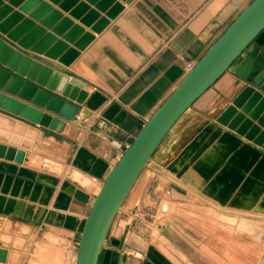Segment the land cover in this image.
<instances>
[{"label":"crops","instance_id":"obj_1","mask_svg":"<svg viewBox=\"0 0 264 264\" xmlns=\"http://www.w3.org/2000/svg\"><path fill=\"white\" fill-rule=\"evenodd\" d=\"M2 1L13 10L4 20L21 15L34 22L30 31L44 28L42 21L57 11L63 17L46 28L47 34L67 42L53 32L67 18L95 35L69 67L13 43L87 82L82 90L89 95L62 132L0 108V143L28 150L17 142L32 145L38 135L53 150L52 158L87 176L93 186L90 178L105 182L122 147L133 142L189 74L188 64L195 66L254 0H116L124 9L100 34L82 18L96 11L108 19L107 12L97 9L102 0H40L31 8L33 14L44 4L50 9L38 19L20 10L28 1ZM81 5L88 8L78 19L72 12ZM240 63L181 116L147 165L154 161L165 168L166 180L149 185L140 206L161 214L157 227L135 218L116 228V219L99 264H264V148L217 120L246 86L236 73ZM26 162L27 152L23 163L0 157V220L27 230H67L74 234L76 250L88 217L84 212L91 210L99 188L87 190L81 180L39 171ZM150 183L143 181L144 186ZM0 247L8 250V264L11 251L3 242Z\"/></svg>","mask_w":264,"mask_h":264},{"label":"water","instance_id":"obj_2","mask_svg":"<svg viewBox=\"0 0 264 264\" xmlns=\"http://www.w3.org/2000/svg\"><path fill=\"white\" fill-rule=\"evenodd\" d=\"M9 1L17 4L21 0ZM87 1L97 4L99 0ZM123 1L131 3L133 0ZM22 3L25 4L20 10L31 14V8L40 0H23ZM2 5L0 0V7ZM87 8L81 5L72 15L81 19ZM49 9L50 6L44 4L38 12L31 14V18L38 19ZM97 9L107 12L108 19L92 11L82 18V22L100 34L110 24L109 19L116 18L123 11L124 5L116 0H102ZM12 11L10 6L0 10V108L62 132L66 121H73L79 113V105L86 101L89 94L82 89L88 84L69 76L61 66H55L45 58L69 67L80 51L92 43L95 35L66 18L53 30L56 35L64 36L67 42L59 41L56 36L47 34L46 28L53 27L55 21L63 17L61 13L54 11L50 18L42 21L44 28L35 27L30 31L34 22L23 20L21 15L13 14L4 20ZM263 32L264 0H254L156 110L133 142L122 147L123 154L105 180L87 217L76 264H99L117 214L153 155L181 116L239 61L236 73L245 80L246 86L217 120L264 148V41H259ZM13 43L45 58L25 54ZM68 43H75L77 49ZM44 109L60 118H54ZM0 157L23 163L26 152L0 143ZM7 257L8 250L0 247V264H4Z\"/></svg>","mask_w":264,"mask_h":264},{"label":"rangeland","instance_id":"obj_3","mask_svg":"<svg viewBox=\"0 0 264 264\" xmlns=\"http://www.w3.org/2000/svg\"><path fill=\"white\" fill-rule=\"evenodd\" d=\"M17 145L27 147L28 150L25 149L24 151L27 152V162L25 164L28 167L50 172L61 178L76 179V181L81 180L83 188L87 190L92 188L97 191L98 185L94 184L92 186L87 176L74 171V169L70 172L71 168L69 169L65 164L52 158L53 150L48 143L40 140L38 135L32 145H28L22 140H19ZM158 179L166 180L165 168L157 166L153 161L143 171L121 211L117 214L116 219H118V223H115L116 228L117 224L119 226L121 223L124 226L135 221L136 213L134 211L140 210L143 196L146 195L147 190L151 187L149 185ZM144 180L151 181V183L144 186ZM201 201L205 202L204 200ZM89 210L90 207H87L84 212L85 216L89 215ZM143 225L146 226V224ZM147 225L152 228L157 227V223L154 225L147 223ZM23 228L8 220H0V242L7 245L11 251L8 264H76L80 242L75 250L74 234L72 232L47 226L27 230L28 226L23 225Z\"/></svg>","mask_w":264,"mask_h":264},{"label":"built area","instance_id":"obj_4","mask_svg":"<svg viewBox=\"0 0 264 264\" xmlns=\"http://www.w3.org/2000/svg\"><path fill=\"white\" fill-rule=\"evenodd\" d=\"M194 68V66L192 64H188V69L191 71ZM136 214V219L139 220L141 223L146 224L149 223L151 225H154L155 223H157L158 225V221L161 220L162 216L158 215L157 213H150V212H144L141 210H137L134 211ZM156 225V226H157Z\"/></svg>","mask_w":264,"mask_h":264},{"label":"bare ground","instance_id":"obj_5","mask_svg":"<svg viewBox=\"0 0 264 264\" xmlns=\"http://www.w3.org/2000/svg\"><path fill=\"white\" fill-rule=\"evenodd\" d=\"M18 148V147H17ZM20 149H22V150H25L24 148H20ZM91 179V181L93 182V183H95V184H97V182H96V180L93 178V177H91L90 178ZM98 185V188H99V190L100 189H102L101 187L103 186V184H97ZM101 191V190H100ZM99 194V193H98ZM123 207V206H122ZM77 260V259H76Z\"/></svg>","mask_w":264,"mask_h":264}]
</instances>
